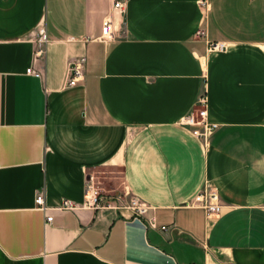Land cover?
Here are the masks:
<instances>
[{
  "label": "crops",
  "instance_id": "crops-1",
  "mask_svg": "<svg viewBox=\"0 0 264 264\" xmlns=\"http://www.w3.org/2000/svg\"><path fill=\"white\" fill-rule=\"evenodd\" d=\"M113 3L0 0V264H264V0ZM201 94L219 125L207 144L181 123ZM89 181L146 201L171 231L127 209H55ZM207 184L220 216L186 204Z\"/></svg>",
  "mask_w": 264,
  "mask_h": 264
},
{
  "label": "built area",
  "instance_id": "built-area-1",
  "mask_svg": "<svg viewBox=\"0 0 264 264\" xmlns=\"http://www.w3.org/2000/svg\"><path fill=\"white\" fill-rule=\"evenodd\" d=\"M128 0H114L113 10L126 11ZM204 5H208L207 1L203 2ZM199 37L206 38L205 29L200 28L197 31ZM115 37V21L110 14L105 17L103 21L101 35L97 38L99 40L109 42ZM32 41L35 45L34 58L39 59L45 56L46 47L48 43V35L45 27H40L34 32ZM209 49L215 51H222L226 49V44L223 42H213L207 40ZM87 63V55H79L71 59L68 69L67 85L69 87L79 85L84 79V71ZM28 73L34 75H40L41 73L33 67L27 69ZM208 98L205 94H201L196 108L188 115L181 119V123L191 127L192 132L204 143H209L212 135L219 128L216 122H213L209 118L208 113ZM188 206L198 207L204 209L209 216H220L223 213L224 202L217 188L210 184L205 185L196 195L186 202ZM36 205L38 209L42 211H48L50 208L46 203V198L43 192H39L36 195ZM116 208L127 209L131 211L133 217L144 220L150 228L156 229L160 232H170L172 227L168 225H158L156 217L149 215V212L153 209V206L149 205L146 201L140 199L137 196H131L129 199H123L121 193H105L96 184L89 181L85 188L84 198L81 202L64 198L62 203L55 209L66 210H79L88 208L92 210H99L102 208ZM54 209V208H53ZM54 216L52 214L46 215L47 222H52Z\"/></svg>",
  "mask_w": 264,
  "mask_h": 264
}]
</instances>
